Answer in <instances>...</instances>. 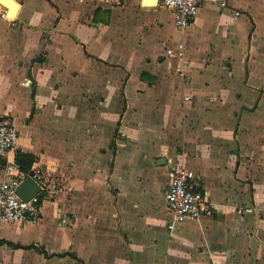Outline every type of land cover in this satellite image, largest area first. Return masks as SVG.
<instances>
[{"label": "crops", "instance_id": "obj_1", "mask_svg": "<svg viewBox=\"0 0 264 264\" xmlns=\"http://www.w3.org/2000/svg\"><path fill=\"white\" fill-rule=\"evenodd\" d=\"M11 1L0 118L20 140L0 183L23 153L62 187L38 225L0 222V264H264V0H201L182 32L143 0ZM178 167L216 212L170 231Z\"/></svg>", "mask_w": 264, "mask_h": 264}, {"label": "built area", "instance_id": "obj_2", "mask_svg": "<svg viewBox=\"0 0 264 264\" xmlns=\"http://www.w3.org/2000/svg\"><path fill=\"white\" fill-rule=\"evenodd\" d=\"M217 1L222 7H226L224 1ZM159 4L173 13L174 27L182 32L197 19L201 0H159ZM239 15L240 13L237 12L236 16ZM0 20L12 22L9 10L1 4ZM167 55L184 59V44L180 43L177 51L168 50ZM185 67L184 63L183 67L178 68L176 75L183 76ZM19 140L20 132L15 122L9 118L0 120V160L8 159L11 153L17 151ZM3 170L5 180L0 183V222L38 225L42 219L43 199L48 195L56 194L62 187L61 184L39 169L25 172L17 162L7 161ZM27 179H32L39 187V193L28 201L17 193L18 187ZM165 197L172 215V222L168 225L170 231H174L178 224L187 220L200 221L212 218L216 212V207L209 200L208 194L198 183L196 173L185 167L169 171Z\"/></svg>", "mask_w": 264, "mask_h": 264}, {"label": "water", "instance_id": "obj_3", "mask_svg": "<svg viewBox=\"0 0 264 264\" xmlns=\"http://www.w3.org/2000/svg\"><path fill=\"white\" fill-rule=\"evenodd\" d=\"M4 1H6V0H0V4L2 5V2H4ZM7 1H9V4H12L13 8H17L16 3H14L11 0H7ZM143 5L152 6V7L158 6L159 0H143ZM11 14L12 13H10V18L12 19V21H14V17H12ZM2 119L3 118H0V120H2ZM17 193L22 199L28 201L32 197H34L36 194L39 193V187L37 186V184L32 179H27L18 187Z\"/></svg>", "mask_w": 264, "mask_h": 264}, {"label": "trees", "instance_id": "obj_4", "mask_svg": "<svg viewBox=\"0 0 264 264\" xmlns=\"http://www.w3.org/2000/svg\"><path fill=\"white\" fill-rule=\"evenodd\" d=\"M36 158L33 155L18 153L16 162L25 172L32 170V165L34 164Z\"/></svg>", "mask_w": 264, "mask_h": 264}, {"label": "bare ground", "instance_id": "obj_5", "mask_svg": "<svg viewBox=\"0 0 264 264\" xmlns=\"http://www.w3.org/2000/svg\"><path fill=\"white\" fill-rule=\"evenodd\" d=\"M13 15H14V8H13V11H12V17H13Z\"/></svg>", "mask_w": 264, "mask_h": 264}, {"label": "rangeland", "instance_id": "obj_6", "mask_svg": "<svg viewBox=\"0 0 264 264\" xmlns=\"http://www.w3.org/2000/svg\"><path fill=\"white\" fill-rule=\"evenodd\" d=\"M176 30V29H175ZM176 32H178L177 30H176Z\"/></svg>", "mask_w": 264, "mask_h": 264}]
</instances>
